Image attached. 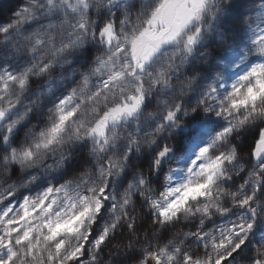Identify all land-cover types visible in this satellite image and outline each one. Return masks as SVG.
Segmentation results:
<instances>
[{
    "label": "rangeland",
    "instance_id": "rangeland-1",
    "mask_svg": "<svg viewBox=\"0 0 264 264\" xmlns=\"http://www.w3.org/2000/svg\"><path fill=\"white\" fill-rule=\"evenodd\" d=\"M167 1L0 14V264H264V0Z\"/></svg>",
    "mask_w": 264,
    "mask_h": 264
},
{
    "label": "trees",
    "instance_id": "trees-1",
    "mask_svg": "<svg viewBox=\"0 0 264 264\" xmlns=\"http://www.w3.org/2000/svg\"><path fill=\"white\" fill-rule=\"evenodd\" d=\"M18 0H0V14H6L10 11L11 7L17 2ZM196 83V82H195ZM259 123V122H258ZM259 127H256V130L254 131H248L244 135H242L239 139H237V144L239 147V158H244L245 156L249 157L250 164H251V152L254 149L255 144L258 141V135H257V129ZM238 150V148H237ZM79 161L75 163L74 165L70 167L71 172H79L81 168L85 167V165L88 163L87 158L83 156H79ZM146 156L143 155L141 158H139V161L137 164L134 165V169L144 178L149 179V181L155 182L158 179V176L163 172L165 169V165L169 162L170 158L163 160L158 164V162H155L152 166V168H149V166L145 162ZM248 164V166L250 165ZM253 164V163H252ZM7 169L0 170V181L3 180L5 177V171ZM146 176V177H145Z\"/></svg>",
    "mask_w": 264,
    "mask_h": 264
},
{
    "label": "water",
    "instance_id": "water-1",
    "mask_svg": "<svg viewBox=\"0 0 264 264\" xmlns=\"http://www.w3.org/2000/svg\"><path fill=\"white\" fill-rule=\"evenodd\" d=\"M183 0H168L166 5L162 8L160 13V18L163 22H165L167 27L171 26L173 16L175 14L176 7L182 2ZM165 34H162L160 37L152 39L148 37L147 35L141 36V39L139 43L135 46L133 55L137 57L142 53L143 47L148 44L152 46L153 48L159 47L163 42V37ZM2 115L0 114V121H1ZM261 140L256 143L254 151H253V157L255 160H258V158L264 154V131L261 132Z\"/></svg>",
    "mask_w": 264,
    "mask_h": 264
},
{
    "label": "flooded vegetation",
    "instance_id": "flooded-vegetation-1",
    "mask_svg": "<svg viewBox=\"0 0 264 264\" xmlns=\"http://www.w3.org/2000/svg\"><path fill=\"white\" fill-rule=\"evenodd\" d=\"M166 3H167V2H166ZM166 3H165V4H166ZM160 35H161V34H159L157 37H159ZM160 46H161V45H160ZM146 47H150V46H145L144 49H145ZM144 49H142V50L144 51Z\"/></svg>",
    "mask_w": 264,
    "mask_h": 264
}]
</instances>
